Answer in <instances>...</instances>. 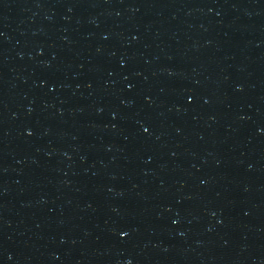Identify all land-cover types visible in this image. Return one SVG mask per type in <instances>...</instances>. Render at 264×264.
<instances>
[{
  "label": "water",
  "instance_id": "obj_1",
  "mask_svg": "<svg viewBox=\"0 0 264 264\" xmlns=\"http://www.w3.org/2000/svg\"><path fill=\"white\" fill-rule=\"evenodd\" d=\"M0 264H264V0H0Z\"/></svg>",
  "mask_w": 264,
  "mask_h": 264
}]
</instances>
